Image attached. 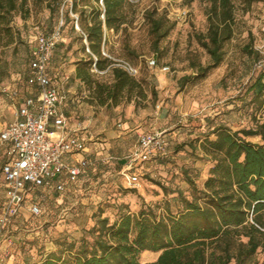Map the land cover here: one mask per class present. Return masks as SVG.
<instances>
[{"label":"rangeland","instance_id":"obj_1","mask_svg":"<svg viewBox=\"0 0 264 264\" xmlns=\"http://www.w3.org/2000/svg\"><path fill=\"white\" fill-rule=\"evenodd\" d=\"M232 1L234 34L224 44V58L199 77L195 76L193 63L210 62L196 38L198 33L207 31L208 0H136L135 18L126 37L129 47L124 45L123 35L110 31L105 51L112 57L128 59L138 68L136 77L145 78L147 96L122 100L118 105L100 104L87 83L76 77V63L86 60L87 54L80 30L73 26V20L62 19V8L55 5L51 10L46 0H27L23 9L14 12L12 26L16 37L0 48V123L8 121L12 113L2 86L19 82L23 87L35 34L58 27L62 40L50 60V75L59 86L61 104L70 122L90 120L83 129L90 153L87 172L62 193L37 189L42 212L31 214L23 224L14 222L7 229L6 234L11 237L6 239L7 257H12L14 264H37L62 239L92 241L91 231L98 214L112 222L124 213L136 214L141 208L152 210L158 217L167 209L176 213L183 205L179 192L191 198L187 175L201 188L212 164L202 157L198 147L209 125L225 123L237 130L254 126L255 115H264V110L257 113L250 102L252 93L244 96L264 70V0H256L250 7L244 6L243 0ZM65 2L66 7L71 3ZM149 8H156L176 23L158 49L153 47L144 18ZM252 49H259L263 55L259 62L255 63L257 55L250 52ZM150 58H155L156 64L150 65ZM165 66L168 69L163 70ZM91 71L94 80H112L110 72H98L94 65ZM184 75L191 78L181 85ZM154 131L166 134L165 156L139 162L133 169L139 182L130 185L121 174L123 162L136 147L139 135ZM248 139L262 142L259 136ZM158 254L144 251L140 261H153ZM251 264H264L261 249Z\"/></svg>","mask_w":264,"mask_h":264},{"label":"trees","instance_id":"obj_2","mask_svg":"<svg viewBox=\"0 0 264 264\" xmlns=\"http://www.w3.org/2000/svg\"><path fill=\"white\" fill-rule=\"evenodd\" d=\"M46 1L51 10L55 5L62 8V19L66 22L73 20V26L80 30L87 59L77 61L75 75L87 83L100 104L118 105L122 100L146 98L145 78H137L114 64V58L129 60L104 54L110 31L123 35L124 45L129 47L126 37L135 18L136 0H70L67 7L65 0ZM254 1L243 0V3L250 7ZM208 2L207 31L198 33L196 38L208 53L210 62L206 65L193 63L195 76L199 77H204L221 63L224 44L234 34L233 1ZM26 3L27 0H0V48L14 41V12L18 8L23 9ZM144 18L149 24L153 47L158 49L160 41L176 23L170 21L166 14L158 13L156 8L147 9ZM57 29L61 33L58 27L35 34L27 71L23 79L19 76L23 80V89H31L36 94V87L29 84L28 77L33 70L31 63L36 58L37 38ZM250 52L257 55L255 63L263 57L259 49ZM50 60L47 72L51 77ZM92 65L98 72H110L112 80L105 83L92 79ZM1 69L3 61L0 57ZM190 78L191 75H184L181 85ZM17 87H20L19 82ZM249 93H252L250 102L260 113L264 110V70L244 96ZM163 134L166 140L164 150L142 162L165 156L168 142L165 132ZM252 136H259L262 142H251L248 137ZM193 147L196 148L195 145ZM198 147L202 157L212 164L201 188L187 175L192 194L187 198L179 192L183 204L181 210L172 213L167 209L166 214L158 217L152 210L141 208L136 214L127 212L112 222L109 217L98 214L91 231L92 241L84 238L80 242L75 239L57 241L56 248L37 264H251L258 249L264 254V115H255L254 126L237 130L225 123L210 124ZM89 165L82 173L87 172ZM60 178L66 181L64 175ZM74 184L67 183L66 189ZM51 187L56 190L53 186L43 188ZM144 251L159 254L153 261L141 262L140 254Z\"/></svg>","mask_w":264,"mask_h":264},{"label":"built area","instance_id":"obj_3","mask_svg":"<svg viewBox=\"0 0 264 264\" xmlns=\"http://www.w3.org/2000/svg\"><path fill=\"white\" fill-rule=\"evenodd\" d=\"M61 40L59 29L38 36L36 58L31 63L33 70L28 77L29 84L36 87V94L25 97L16 109L15 119L0 127V145H7L8 156L1 168L5 201L0 211V243L11 238L7 236L6 228L25 205L28 191L53 186L63 192L67 183L78 181L83 169L90 163L86 157L77 158L75 163L65 158L84 153L86 143L80 134L81 127L69 126L66 116L60 111V92L47 72L49 60ZM114 60L115 65L131 75L138 74V68L129 61L121 58ZM148 63L154 65L156 59L150 58ZM166 69L167 66L163 67V70ZM2 92L13 99L20 96L19 90L9 85L3 86ZM165 144L163 131L141 133L121 171L125 182L137 184L139 177L133 169L139 162L162 152ZM62 175L66 181L61 180ZM28 209L33 215L42 212L35 201H31ZM4 252L8 256V250Z\"/></svg>","mask_w":264,"mask_h":264},{"label":"crops","instance_id":"obj_4","mask_svg":"<svg viewBox=\"0 0 264 264\" xmlns=\"http://www.w3.org/2000/svg\"><path fill=\"white\" fill-rule=\"evenodd\" d=\"M8 85L10 87L13 86V87L19 89L20 96L17 99H13L10 95L2 92L4 97L7 99V101L9 102V104L12 108V113H11V116H10L8 121H4V122L0 123V127L7 125L8 123L12 122L15 119L16 109H17L18 105L22 103V101L25 97L35 94L34 91H32L31 89H28V88L23 89V87H21V86L17 87V82L8 83ZM61 102H62V96L60 93V102H59L60 111L66 116L69 126L81 127L80 134L86 139V134L83 132V129L86 127V124L90 122V120H78V121L71 123L69 120V117H68V113L63 109ZM81 112L82 111L80 110V113ZM88 152H89V148L86 145V151L84 153H81V154L79 153L76 155H68L65 158H66V161H68L70 163H75L77 158L86 157L87 159H89L90 153H88ZM7 157H8L7 156V145L6 144L0 145V211H1L2 205L5 201V189H4L3 174H2L1 168H2L3 163L7 160ZM125 162H126V160L123 162V165L125 164ZM84 174L85 173H82L80 175L79 179ZM79 179H78V181H79ZM39 189L47 190L44 188H39ZM49 189H53V188L51 187ZM31 201H38L36 190L27 192L25 205L20 208L19 213L17 214L14 222H17L18 224H23L24 222L29 220L31 212L29 211L28 206L30 205ZM8 244L9 243H7L6 240H2L0 243V264H14L12 257L5 256L4 251L7 249Z\"/></svg>","mask_w":264,"mask_h":264}]
</instances>
